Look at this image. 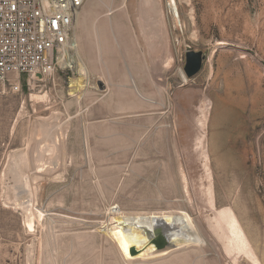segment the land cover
<instances>
[{
  "label": "rangeland",
  "instance_id": "obj_1",
  "mask_svg": "<svg viewBox=\"0 0 264 264\" xmlns=\"http://www.w3.org/2000/svg\"><path fill=\"white\" fill-rule=\"evenodd\" d=\"M169 1L86 0V75L0 85V264H256L210 227L226 208L264 264V0ZM115 209L182 211L204 240L124 260Z\"/></svg>",
  "mask_w": 264,
  "mask_h": 264
},
{
  "label": "bare ground",
  "instance_id": "obj_2",
  "mask_svg": "<svg viewBox=\"0 0 264 264\" xmlns=\"http://www.w3.org/2000/svg\"><path fill=\"white\" fill-rule=\"evenodd\" d=\"M85 1L86 0H84V2ZM84 2L82 5H84ZM92 4L93 3L90 1L89 9L92 8ZM168 6L171 7L176 13L173 0L169 1ZM89 9H86L83 6L77 9L75 13L76 17L74 31H76V28H78L81 32H85L86 21L88 20L87 10ZM79 43L80 39H78L75 35L74 44L72 48L64 53L60 63L64 67L77 69L80 75H86L87 70L84 66L82 54L79 50ZM98 44H100V42ZM183 79L185 78L183 77ZM73 86L74 95L80 94L85 91V86L81 84V78L73 79ZM53 145L56 146L55 143ZM54 146L51 147L55 148ZM51 150H49V152H51ZM55 150L54 152L56 153ZM42 152L45 151L42 150ZM20 173H14V175L20 177L22 176L20 175ZM24 177V181L28 186L29 177L27 175ZM30 206L32 207L33 204H31ZM112 213L113 215L109 219V224H111V226H108L107 230L105 231V234L109 235L113 243L117 245L124 260L144 259V257H150V255L154 254H161L166 251L178 249L179 247L196 246L197 244H201L204 240L203 233L200 227L197 224L195 227L191 226L187 222L185 215L182 211H178V213L175 214L171 212H149L137 215L136 213L135 215H127L121 212L120 209H115ZM234 215L235 214H233L230 209L226 208L223 210H219V212H217V214L213 218V225H210V227L213 226V232L215 233L217 238L220 239L221 242H223L224 250L226 251V253H242L246 257L253 259L256 264H259L258 259L255 258L253 255L254 253H252L253 250L251 249L250 242L248 241V239H246V236L240 224L237 222V218ZM30 225L31 221H28V226ZM161 242L164 243V246L158 248L157 245ZM131 248L135 249L134 253H130Z\"/></svg>",
  "mask_w": 264,
  "mask_h": 264
},
{
  "label": "built area",
  "instance_id": "obj_3",
  "mask_svg": "<svg viewBox=\"0 0 264 264\" xmlns=\"http://www.w3.org/2000/svg\"><path fill=\"white\" fill-rule=\"evenodd\" d=\"M84 0H0V85L50 77L74 44L75 13Z\"/></svg>",
  "mask_w": 264,
  "mask_h": 264
},
{
  "label": "water",
  "instance_id": "obj_4",
  "mask_svg": "<svg viewBox=\"0 0 264 264\" xmlns=\"http://www.w3.org/2000/svg\"><path fill=\"white\" fill-rule=\"evenodd\" d=\"M205 59V54L202 50L187 49L184 57V67L183 73L186 78H192L202 67V62ZM158 248L164 246V243L161 242L158 245ZM135 249L131 248L130 253H134Z\"/></svg>",
  "mask_w": 264,
  "mask_h": 264
}]
</instances>
